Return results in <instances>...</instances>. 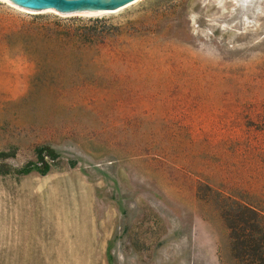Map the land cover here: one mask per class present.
Wrapping results in <instances>:
<instances>
[{
  "label": "rangeland",
  "instance_id": "1",
  "mask_svg": "<svg viewBox=\"0 0 264 264\" xmlns=\"http://www.w3.org/2000/svg\"><path fill=\"white\" fill-rule=\"evenodd\" d=\"M243 205L264 211V0H0V264H259Z\"/></svg>",
  "mask_w": 264,
  "mask_h": 264
},
{
  "label": "trees",
  "instance_id": "2",
  "mask_svg": "<svg viewBox=\"0 0 264 264\" xmlns=\"http://www.w3.org/2000/svg\"><path fill=\"white\" fill-rule=\"evenodd\" d=\"M92 21V19L90 20ZM97 21V20H95ZM68 36V41H64L63 43L66 44L70 40L69 38V33L66 32L64 33ZM75 35L77 37V41L76 42H72L75 44H78L80 46H85L86 45V34H76ZM52 36V35H50ZM40 70V71H39ZM41 73V67H38V71L35 75V77L39 76ZM46 148V154L48 156H50L52 159H55L56 157H58L59 153L56 151V149H54V147L47 145V146H39L36 147V154L37 157L43 162L44 161V151ZM44 166L43 167H39L36 163L34 162H28L24 167H22L21 169H19V172L22 173H30L33 170H39L41 173L45 174L50 170V164L48 162H43ZM243 207L245 208V210H247L250 214L253 215V217H255V223L253 224L254 229L256 230L258 237H256V239L253 241V244H250V242H248V239H242V240H238L236 241V244H234V248L236 249V251L238 252V254L240 256H246L248 254H251L253 256V258H256L257 262L259 264H264V211L261 209H258L254 206H247V205H243ZM238 219H242L246 220V218L243 217V215L238 216ZM263 233V234H262ZM256 234V233H255ZM251 245V246H250ZM250 248H252L250 251Z\"/></svg>",
  "mask_w": 264,
  "mask_h": 264
},
{
  "label": "water",
  "instance_id": "3",
  "mask_svg": "<svg viewBox=\"0 0 264 264\" xmlns=\"http://www.w3.org/2000/svg\"><path fill=\"white\" fill-rule=\"evenodd\" d=\"M28 12L54 11L60 15H92L105 11H117L137 0H5Z\"/></svg>",
  "mask_w": 264,
  "mask_h": 264
},
{
  "label": "bare ground",
  "instance_id": "4",
  "mask_svg": "<svg viewBox=\"0 0 264 264\" xmlns=\"http://www.w3.org/2000/svg\"><path fill=\"white\" fill-rule=\"evenodd\" d=\"M101 13H103V12H99V13H96V14H101ZM96 14H94V15H96ZM93 15V14H92Z\"/></svg>",
  "mask_w": 264,
  "mask_h": 264
}]
</instances>
